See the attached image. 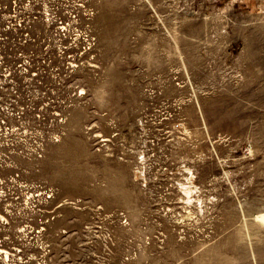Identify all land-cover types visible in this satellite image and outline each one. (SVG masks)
<instances>
[{"label": "rangeland", "instance_id": "1", "mask_svg": "<svg viewBox=\"0 0 264 264\" xmlns=\"http://www.w3.org/2000/svg\"><path fill=\"white\" fill-rule=\"evenodd\" d=\"M65 4L95 43L21 162L80 201L42 264H264V0Z\"/></svg>", "mask_w": 264, "mask_h": 264}, {"label": "built area", "instance_id": "2", "mask_svg": "<svg viewBox=\"0 0 264 264\" xmlns=\"http://www.w3.org/2000/svg\"><path fill=\"white\" fill-rule=\"evenodd\" d=\"M94 43L65 0H0V264L44 263L48 227L63 207L80 209L79 200L60 198L20 168L59 139L55 86L63 69L83 65Z\"/></svg>", "mask_w": 264, "mask_h": 264}, {"label": "bare ground", "instance_id": "3", "mask_svg": "<svg viewBox=\"0 0 264 264\" xmlns=\"http://www.w3.org/2000/svg\"><path fill=\"white\" fill-rule=\"evenodd\" d=\"M261 218H263V217L261 216Z\"/></svg>", "mask_w": 264, "mask_h": 264}]
</instances>
